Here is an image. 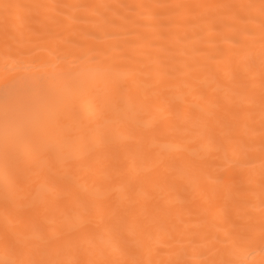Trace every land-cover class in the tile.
Returning <instances> with one entry per match:
<instances>
[{
    "label": "bare ground",
    "instance_id": "1",
    "mask_svg": "<svg viewBox=\"0 0 264 264\" xmlns=\"http://www.w3.org/2000/svg\"><path fill=\"white\" fill-rule=\"evenodd\" d=\"M261 0H0V85L20 61L32 72L39 65L33 60L49 61V73L57 72L68 61L89 57L117 63L139 75L137 92L149 103L128 119L129 128L142 129L133 150H121L114 161L127 160L87 176L77 169L60 174L61 184L71 185L77 178L89 186L104 215L115 214L118 223L112 231L127 236L126 259L144 264H170L188 261L203 264L231 253L241 261L261 260L260 222V110L259 72ZM5 4L15 5L5 10ZM245 5H255L246 8ZM254 18V22L250 21ZM252 29L254 35L245 34ZM256 75L253 103L249 112H236L225 103L241 98L233 91V72L249 68ZM105 82L85 68L72 91L88 94L102 91ZM0 90V95H2ZM159 109L166 117L160 124ZM235 119L239 136H251L247 146L257 157L252 165L233 169L223 152L207 141H194L182 130L204 131L216 127L218 134L231 132ZM23 124L38 130H52L56 124L76 127L75 113L60 100V93L45 97L41 103L20 116ZM166 125H177V129ZM251 125V127H249ZM3 130L0 127V140ZM138 146V150H137ZM178 146L185 151L171 168L161 160L172 157ZM211 154V155H210ZM208 157V171L218 178L210 184L205 176L189 172L188 160ZM176 177L170 185L164 177ZM0 160V185L3 183ZM131 192L120 200L117 191ZM41 223H54L41 215ZM84 231H95L98 217L81 216ZM5 227L10 232L36 238L27 218L6 220L0 211V237ZM242 236L236 247L226 239ZM119 255V253H117ZM15 258L0 242V261Z\"/></svg>",
    "mask_w": 264,
    "mask_h": 264
},
{
    "label": "snow or ice",
    "instance_id": "2",
    "mask_svg": "<svg viewBox=\"0 0 264 264\" xmlns=\"http://www.w3.org/2000/svg\"><path fill=\"white\" fill-rule=\"evenodd\" d=\"M5 10L15 5L5 4ZM254 8L255 5H245ZM254 22V18H250ZM259 29L261 33V60L259 72L260 110V208L264 213V0L259 5ZM249 37L252 29H246ZM65 66L57 72L49 73V61L33 60L38 64V73L18 62L16 68L5 77L0 85V160L3 163V183L0 185V211L6 220L27 218L38 233L36 238H28L7 227L0 237L5 249L15 258L0 261V264H144L126 259L127 236L123 231H112L111 225L118 223L115 214L104 215L96 198L89 196V186L77 178L71 185L61 184L60 174L71 169L88 174L108 168L113 163L125 166L127 160L114 161L121 150H133L142 129L129 128L128 117L149 103L147 97L137 92L138 73L117 63H109L82 53L79 63L63 58ZM249 68L243 73L237 68L233 72V91L241 98L232 101L225 96L224 101L232 105L236 112H251L255 105L245 103V95H253L256 89V75L251 71V58L246 61ZM88 68L100 77L106 88L88 94L72 91L83 70ZM60 93V100L76 116V127L56 124L52 130L47 127L36 129L23 124L22 113L31 110L47 96ZM159 123L164 125L166 117L159 109ZM231 132L218 134L216 127L205 126L204 131L189 127L185 121L180 127L183 134L194 141L214 144L223 152L225 161L233 169L252 165L257 158L247 147L251 136H239L235 119L231 122ZM177 129V125H166ZM251 127V125H249ZM138 150V146H137ZM185 149L178 146L168 160H161V166L171 168L176 159L182 158ZM211 155V154H210ZM208 157L188 160L186 169L196 175L205 176L210 184H218V178L208 171ZM165 182L176 184V177L166 175ZM120 200L129 199L131 192L120 191ZM41 215L51 216L54 223H41ZM81 216L98 217L95 231L86 232L79 223ZM261 260L264 264V215L260 222ZM233 247L238 246L243 237L229 234L226 238ZM119 253V255H117ZM170 264H192L188 261H171ZM203 264H256L255 261L234 259L231 253L221 259L205 261Z\"/></svg>",
    "mask_w": 264,
    "mask_h": 264
}]
</instances>
